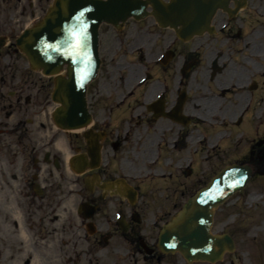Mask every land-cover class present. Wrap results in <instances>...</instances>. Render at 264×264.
I'll list each match as a JSON object with an SVG mask.
<instances>
[{
  "label": "flooded vegetation",
  "instance_id": "flooded-vegetation-1",
  "mask_svg": "<svg viewBox=\"0 0 264 264\" xmlns=\"http://www.w3.org/2000/svg\"><path fill=\"white\" fill-rule=\"evenodd\" d=\"M148 18L151 21L131 18L118 26L108 23L102 25L99 45L101 67L95 80L98 81V88L91 84L88 101L89 106L93 99L100 104L103 94L101 87L111 85V81L115 79L116 91L112 89L106 93L107 98L104 100L110 102L102 108H108L111 112L121 110L127 112L128 109L139 110L142 107L150 115L149 122L166 121L165 125H159L161 129L155 134L158 139L159 135L161 136L158 147L161 146L163 151L157 154V150L154 151L147 144V139L138 149V137L133 138L139 131L136 128L132 133V139H129L131 127L134 126L131 122L135 123V119H139L140 112L134 114L131 120L129 117H120L117 114L119 118L116 122L123 121L128 125L121 133L118 129L111 128L110 124L115 123L116 119L93 121L90 128L105 133L101 141L102 160L94 170L87 165L86 171L79 175L74 183L78 188H70L76 191L71 194H77L79 198L65 211L62 231L64 249L58 257H54L45 246V244L51 245L49 243L52 241L51 231L43 234L42 230L51 227L50 208L53 211L52 196L49 197L52 194L47 190V174L50 171L52 173L50 175L53 176V168H55L57 172L62 171V174L66 175V167L65 172L63 171V162L60 159L52 161L48 149L49 145L57 144L59 139L55 138L51 142L39 145L37 129L29 119L18 120L16 125L12 126H8L10 121L0 123V162L3 160L4 152L8 151L14 158L11 164L17 163L18 150L13 149L12 145L16 143L14 138L13 140L8 138L10 141H8V149L5 150V143L8 140L5 132L6 130L18 132L21 136L20 128L17 127L30 124L29 129H26L25 134L22 133V137L17 142L23 147L24 153H30L31 166L35 173L33 180L27 177L23 179L25 186L29 187L32 193H26V197H30V200L27 204L21 205L23 213L13 221L14 227L19 228L20 232L15 230L13 234L15 251L18 250L20 253L21 248L28 244L29 247L25 249L33 252L27 253L25 258H18L16 254L13 260L19 259V264H218L224 262L228 256L229 253H226L217 263L189 262L180 252L161 251L158 248L160 230L171 216L182 208L183 192L178 193L176 183H174L175 188L169 186L173 188V194L172 197L169 195L164 199L167 203L165 207L163 202L155 197L144 199L140 183L149 179L151 172H158L149 167L152 158H156L153 163L161 158V161L168 164L170 174L173 173V169L178 171L180 161L175 164L172 156L180 148L179 143L183 139L182 130L198 123L197 117L191 110L189 90L195 91L199 87L203 89L201 99H205L208 93L209 104L216 101L218 109L224 112L235 111L233 113L237 115L234 114L233 117L228 112L224 119L228 118L234 126L241 127L238 135L242 140L246 139L248 143H252L249 157L255 162L261 160V170L264 171V135L259 129L261 121H257L255 114L253 115L256 110H264V39L261 37L262 34L264 35V29H261L262 31L259 29L264 28V0H231L229 10L220 9L213 18L214 32L196 35L188 42H183L172 28L160 26L153 16ZM20 20V17L10 20V27L13 28ZM2 25L0 18V42L9 37L4 33L5 27ZM8 44L13 45L10 40ZM5 46L6 44L0 46L1 105H4L5 87L8 81L15 87L11 96L22 97L24 93L19 94V92L33 89L27 86V83L21 87L23 81L17 72L11 77L12 80L6 79V72L1 65L6 62ZM135 58L142 61V66L139 64L132 68L128 76L127 72ZM133 77H136L133 81H137L136 85L130 82ZM184 78L189 80L185 82ZM121 84L126 87L125 90L122 89ZM143 88L145 89L140 95L139 92L136 93L138 89L141 91ZM183 90L186 91L187 98L183 108L178 112L176 107ZM30 98L31 96L27 97L28 100ZM21 100L19 98L18 106ZM221 105L228 110L223 109ZM153 106L158 109V117L151 111ZM137 107L139 108L136 109ZM256 116L261 118L262 114ZM0 120L3 119L0 117ZM152 128L150 127V130ZM79 138L81 139L72 136L68 138V147L76 148L78 153L89 157L90 152L83 132ZM153 144L157 145V141H153ZM129 151L130 155L126 154ZM165 169L161 168L159 172L164 175L167 172ZM123 181L135 187L137 200L126 197ZM38 184L40 189L37 187ZM44 197H47L45 204ZM158 201L160 203H157ZM63 206L66 209L65 204ZM38 213L42 215L38 216ZM225 222L230 226L229 218ZM227 229L215 232L230 233ZM12 231L13 228L9 226L7 232ZM230 234L235 240L234 252H236L238 237L233 233ZM39 239L44 243H39ZM0 244L3 250H0V259L3 261L10 251V243L4 239ZM234 259L231 261L233 264H239L241 261L239 255Z\"/></svg>",
  "mask_w": 264,
  "mask_h": 264
},
{
  "label": "rangeland",
  "instance_id": "rangeland-1",
  "mask_svg": "<svg viewBox=\"0 0 264 264\" xmlns=\"http://www.w3.org/2000/svg\"><path fill=\"white\" fill-rule=\"evenodd\" d=\"M52 2L53 0H43L42 2L41 0H0V18L3 24L2 26L5 27L3 31L6 35H9L8 38L13 44L5 47L6 62L1 64L3 67L2 69L6 72L5 75L7 80L14 77V74L17 72L23 81L21 87L27 83V86L33 88L32 90H26L22 93L19 92V94L24 93L22 97L20 95L11 96L10 94L13 89L15 90V87L9 81L7 82L4 94V105L0 104V117L3 119L2 121L0 120V123L10 121L8 126H12L14 124L16 125L18 120L21 119L32 120V124L37 129V143L39 145L44 142H51V140L58 138V143L52 146L49 145L48 149L51 152L52 161L60 159L61 162H63V171L65 172V167L67 165H65V160L68 161L69 158H72L74 151H70L68 147L69 139L64 136V131L60 129L58 130L53 122V111L57 106L56 102L51 98L53 78L46 77L41 72L33 70L29 65L27 58L21 51L16 49L15 45V39L20 33L25 28L32 27L38 23L40 18L46 14L52 5ZM18 17H20L21 20L17 21L16 25L11 28L9 25L10 20H14V18ZM148 21H151V19L147 18L145 20V22ZM259 29L263 30L264 28L260 27ZM261 37L264 39L263 34ZM133 62L134 63L127 72L128 76L132 68L139 66V64L142 66V61L137 60L136 58L133 59ZM61 75H63V73ZM135 78L136 77H133L130 82H133ZM188 80L189 78H184L185 82ZM111 82V85L101 87L103 94L101 95V101H99L100 104L94 101V99L91 101L90 110L93 114V119L95 121L98 119H116L115 123L110 124L112 126L111 128L118 129L121 133L126 130L128 125L123 123V121L117 123L116 121L119 118L117 114L120 115V117H129L131 120L133 119L132 117L134 114L140 112L141 116L139 119H135V123L131 122L134 126L131 127L129 139H132V133L136 128L139 131L133 138L137 139L138 137L139 142L137 148L139 149L140 145L144 144L147 139V144L150 148L154 149V151L157 150V154H161L163 148H161V146L158 147V142L161 136L159 135L158 139V136L155 134L161 129L159 125H165L166 121L157 120L155 122H149L150 115H148L149 113L142 107H140L139 110H135V108L132 110L128 109L127 112L122 110L111 112L108 108L103 109L102 106L110 102L104 100L107 98L106 93L112 89L116 91V80L113 79ZM136 83L137 81L131 84L136 85ZM92 85L93 87L96 86L98 88V81H94ZM121 87L124 90L126 89L122 84ZM145 88L141 91L138 89L136 93L139 92L138 94L140 95ZM202 91V87H199L195 91L189 90L191 110L195 114L194 116L197 117L198 123L182 130L183 139L179 143L180 148L177 150V153L172 156L175 164H178L180 161L179 163L182 167L181 170L176 171L173 169L175 170L172 171L173 177L169 180L166 178L158 181L157 179L143 180L140 183V187L142 188V195H144L142 197L144 199L155 197L159 201H162L166 207L167 203L164 199L169 195H172L173 190L170 189L169 186L175 188L174 183H176L178 193H180V191L183 192L182 200H184L189 192L191 193L196 187L203 185L215 169L231 162L247 160L249 146L252 145V143H248L247 140L241 141L240 137L237 135V133L240 132V129L238 128L236 131L233 130L232 122L228 118L224 119L228 112L234 117V114L236 113L233 112L235 111L232 112L230 110L224 112L222 109H218V106L215 104L216 101L209 104V101H207V97L209 96L208 93L205 99H201L203 94ZM28 96H31L29 100L27 99ZM19 98L22 100L18 106ZM198 98H200V100H198ZM192 100L193 102L191 103ZM221 107L228 110L224 105H221ZM17 108H19L18 111ZM138 108L139 107L136 109ZM254 114L256 120L261 121L259 129L261 134L264 135V110H256L253 112V115ZM256 114H262L261 118H258ZM211 119H213V122H211ZM147 124L149 127H147ZM28 127H30V124H27L25 127H17V129L20 128L21 136H19L20 133L18 132H12L9 130H6L5 132L7 139L12 138L13 140L14 138L16 140V143L12 146L13 149L16 148V150H18V157L16 158L18 160L17 163L11 164L10 162L14 161V158L11 156L12 154L5 151L3 160L0 162V241L5 239L10 243V251L3 261L0 259V264H19V259L13 260L16 254H18V258H25L27 253L33 252L30 251V249H25L26 247H29L28 244L21 248L20 253H18V250L15 251V235L13 234L15 230L20 232L19 228L14 227L13 221L17 216H20L23 213L21 205H24L25 203L27 204L30 200V197H26V193H32L30 188L25 186L23 178L27 177V179L33 180V174L35 173V170H33L31 166L30 153H24L23 147L17 142V140L22 137V133L25 134L26 129H29ZM150 127L153 128L150 130ZM13 129H15V127ZM80 134L81 133H72L73 136H80ZM76 139L80 140L81 138L77 137ZM8 141L10 140L8 139L6 141L5 150L8 149ZM153 141H157V145L153 144ZM45 151L46 150H44V152ZM126 154L130 155V151ZM24 157L26 158L24 159ZM149 167L151 169H157L158 167H160L159 169L166 168V171L170 169L168 164L161 161V158H159L153 165H149ZM53 171V176L50 175V171L47 174V190L49 194H52L49 195V197L52 196L51 199L53 204V211L50 208L49 214L51 227L43 229L42 232L45 234L48 233L47 231H51L52 241L49 242L51 245L45 244V246L54 257H58V254L62 253V250L64 249V246H62V231L65 211L68 206L74 205L79 198L77 194H71V192L76 191L70 189L78 188L74 185L78 176H76L73 170L68 167H66L67 177L62 174V171L57 172L55 168H53ZM166 175L167 173L164 175L160 172L157 174L151 173L150 178ZM169 177L170 176H168V178ZM42 182L45 181L42 180ZM80 182H82V180H80ZM23 192H25V197ZM44 199L45 201L43 203L45 204L47 197H44ZM159 201L157 203H160ZM63 204H65L66 209H64ZM41 215L42 214L38 213V216ZM227 218H229L230 226L228 225V222H225ZM215 219L216 225L214 226L213 231L229 228L227 230L238 237V251L229 253L225 261L218 264H231L232 259L238 255L241 259L239 264H264V175H261L258 171L254 172L248 186L240 193L231 197L219 210L216 211ZM223 222L227 227L224 226ZM9 226L14 230L11 233L7 232ZM33 240H35V238ZM28 242L30 241L28 240ZM39 243L44 242L39 239ZM0 250L3 251L1 244ZM2 257L3 256H1V258ZM38 259H40V256ZM57 262H61V260H57Z\"/></svg>",
  "mask_w": 264,
  "mask_h": 264
},
{
  "label": "water",
  "instance_id": "water-1",
  "mask_svg": "<svg viewBox=\"0 0 264 264\" xmlns=\"http://www.w3.org/2000/svg\"><path fill=\"white\" fill-rule=\"evenodd\" d=\"M229 0H56L43 22L26 30L18 44L32 65L46 75L59 73L67 66V78L57 81L53 98L63 104L56 121L64 128L86 126L91 116L87 109V84L99 67L98 28L101 22L117 23L128 16L147 14L148 4L162 25L176 28L183 40L209 29L219 7ZM91 143L96 135L88 134ZM98 144L91 149L97 160ZM253 169L248 164H231L216 174L206 187L185 203L179 217L161 232L159 246L164 251L181 252L189 259L216 261L226 248L233 249L232 238L211 233L213 209L248 184Z\"/></svg>",
  "mask_w": 264,
  "mask_h": 264
}]
</instances>
